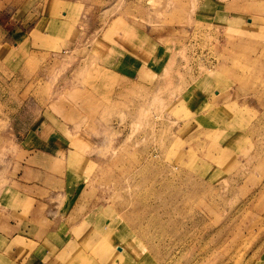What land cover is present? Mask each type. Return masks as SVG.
<instances>
[{"label":"rangeland","instance_id":"rangeland-1","mask_svg":"<svg viewBox=\"0 0 264 264\" xmlns=\"http://www.w3.org/2000/svg\"><path fill=\"white\" fill-rule=\"evenodd\" d=\"M45 174L90 208L68 264H264V0H0V209Z\"/></svg>","mask_w":264,"mask_h":264},{"label":"crops","instance_id":"crops-1","mask_svg":"<svg viewBox=\"0 0 264 264\" xmlns=\"http://www.w3.org/2000/svg\"><path fill=\"white\" fill-rule=\"evenodd\" d=\"M63 23L64 21L55 20L54 26L65 27L66 25ZM57 31L46 34L54 38L56 36L53 34ZM117 50L120 52V49ZM122 52L123 54L118 55L117 69L114 72L131 80L135 78L133 76H136L138 66L136 67V64H133L134 66L131 69L130 62L127 68L126 63L122 62V57L124 56L131 61V56H125L124 51ZM153 70L148 69V71ZM55 136L56 134L45 136L44 133H40L34 137V142L31 144L33 146L31 153L34 155V161L40 160V163H66L65 160H68V157L72 155V151L65 144H58ZM52 139H55V141H51ZM37 140L41 142L37 143ZM68 181L69 178L66 175L63 179H57L45 174L42 180L32 181L33 183L29 185L23 184L28 189L27 193L23 195L17 192L14 200L15 204L6 208L7 211H2L3 208L0 209V264H68L74 256L80 254L82 256V249L77 235L78 233L81 234L83 230H78L77 226L88 216L90 208L86 204L85 209L79 213L77 204L81 196H76L73 190L69 191L67 189ZM58 186H61L63 190L52 189V187L57 188ZM45 190H50L49 200H45V197L38 194ZM50 200L60 203V209H64V212H61V214H65L63 217L54 218L49 215L48 204ZM26 204H29V206L26 207ZM42 205L47 206L42 208ZM4 214L6 216H3ZM112 233L113 238H115L116 227H113ZM116 260L118 264V257Z\"/></svg>","mask_w":264,"mask_h":264}]
</instances>
